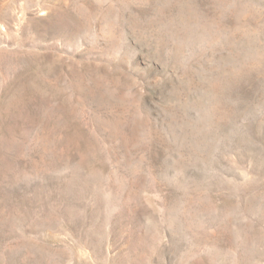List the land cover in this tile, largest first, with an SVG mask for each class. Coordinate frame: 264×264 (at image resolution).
I'll return each instance as SVG.
<instances>
[{
  "label": "rangeland",
  "instance_id": "obj_1",
  "mask_svg": "<svg viewBox=\"0 0 264 264\" xmlns=\"http://www.w3.org/2000/svg\"><path fill=\"white\" fill-rule=\"evenodd\" d=\"M0 264H264V0H0Z\"/></svg>",
  "mask_w": 264,
  "mask_h": 264
},
{
  "label": "bare ground",
  "instance_id": "obj_2",
  "mask_svg": "<svg viewBox=\"0 0 264 264\" xmlns=\"http://www.w3.org/2000/svg\"><path fill=\"white\" fill-rule=\"evenodd\" d=\"M232 65V64H231ZM233 66V65H232ZM220 91V90H219Z\"/></svg>",
  "mask_w": 264,
  "mask_h": 264
}]
</instances>
